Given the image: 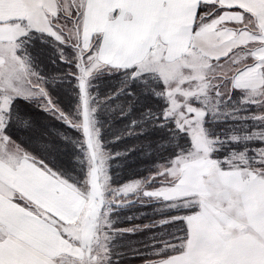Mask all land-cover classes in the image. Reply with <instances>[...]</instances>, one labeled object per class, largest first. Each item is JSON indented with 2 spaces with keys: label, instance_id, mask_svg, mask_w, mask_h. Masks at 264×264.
Segmentation results:
<instances>
[{
  "label": "snow or ice",
  "instance_id": "1",
  "mask_svg": "<svg viewBox=\"0 0 264 264\" xmlns=\"http://www.w3.org/2000/svg\"><path fill=\"white\" fill-rule=\"evenodd\" d=\"M0 264H264V0H0Z\"/></svg>",
  "mask_w": 264,
  "mask_h": 264
}]
</instances>
